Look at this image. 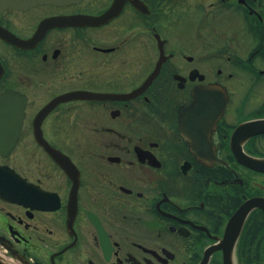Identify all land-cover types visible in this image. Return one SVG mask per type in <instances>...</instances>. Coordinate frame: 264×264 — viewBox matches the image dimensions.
<instances>
[{
  "label": "flooded vegetation",
  "instance_id": "1",
  "mask_svg": "<svg viewBox=\"0 0 264 264\" xmlns=\"http://www.w3.org/2000/svg\"><path fill=\"white\" fill-rule=\"evenodd\" d=\"M0 188L7 264H264V0H0Z\"/></svg>",
  "mask_w": 264,
  "mask_h": 264
},
{
  "label": "water",
  "instance_id": "2",
  "mask_svg": "<svg viewBox=\"0 0 264 264\" xmlns=\"http://www.w3.org/2000/svg\"><path fill=\"white\" fill-rule=\"evenodd\" d=\"M196 102H195V104L193 105V106H196L197 105V98H196V100H195ZM1 189V188H0ZM2 190V189H1ZM5 193V192H4ZM9 194V193H8ZM10 196H11V194H10ZM0 264H7L2 258H0Z\"/></svg>",
  "mask_w": 264,
  "mask_h": 264
}]
</instances>
